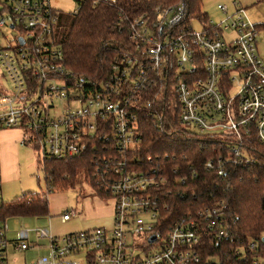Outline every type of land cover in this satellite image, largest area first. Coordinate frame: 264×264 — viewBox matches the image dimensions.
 <instances>
[{
	"label": "built area",
	"instance_id": "1",
	"mask_svg": "<svg viewBox=\"0 0 264 264\" xmlns=\"http://www.w3.org/2000/svg\"><path fill=\"white\" fill-rule=\"evenodd\" d=\"M77 1L74 13L84 0ZM218 8L220 23L189 18L186 0L125 18L127 37L117 43L109 74L90 82L67 67L55 36L62 11L51 0H0V131L23 129L21 143L38 146L44 159L70 161L91 152L86 179L113 202L111 229L55 234L25 223L16 250L38 246L32 232L48 240L50 255L32 264H214L204 253L235 243L240 216L224 200L167 221L171 208L160 190L181 167L140 152L141 125H163L173 108L181 126L221 140L207 171L224 177L258 162L255 145L264 146L263 24L252 22L238 0ZM13 29L18 35L10 34ZM189 171L197 177L192 166ZM2 185L0 162V264H8ZM73 216L69 209L60 215L63 222ZM246 248L258 251V244L221 250L215 264L231 250L245 261ZM254 263L264 264V256Z\"/></svg>",
	"mask_w": 264,
	"mask_h": 264
},
{
	"label": "trees",
	"instance_id": "2",
	"mask_svg": "<svg viewBox=\"0 0 264 264\" xmlns=\"http://www.w3.org/2000/svg\"><path fill=\"white\" fill-rule=\"evenodd\" d=\"M180 1L84 0L80 10L73 14L69 32L59 40L67 67L79 79L90 82L103 80L110 72L117 43L127 37L125 18L158 6L175 5ZM186 2L189 18L210 22L208 14L202 11V0ZM63 16L61 14L60 22ZM145 124L141 125L143 141L140 152L143 158L153 155L163 165L181 167L180 174H168L169 182L160 190L162 202H166L171 208L167 221L170 222L185 211L214 205L221 200L227 201L240 216L233 229L235 243H229L231 240H228L226 243L229 244L224 248L219 246L215 250L208 249L203 258L211 262L213 259L217 261L222 256L221 250L254 240L258 244V251L246 248L245 261H240L233 250L224 253L226 255H223L222 261L223 264H256L255 257L264 256V146L255 145L254 155L258 156V162L238 166L232 170V174L221 177L205 168L206 161L220 151V139L184 128L178 122L177 112L173 108L168 111L163 125H153L150 121ZM92 156L90 152L70 161L43 159L47 184L56 190L67 189L73 186L80 170L88 178L93 170ZM189 166H192L197 177L190 175ZM183 175L187 180L178 181V177ZM92 185L96 186L93 182ZM94 191L101 198L108 197L103 191ZM7 212L13 215H48V196L37 192L22 194L6 202L3 213Z\"/></svg>",
	"mask_w": 264,
	"mask_h": 264
},
{
	"label": "rangeland",
	"instance_id": "3",
	"mask_svg": "<svg viewBox=\"0 0 264 264\" xmlns=\"http://www.w3.org/2000/svg\"><path fill=\"white\" fill-rule=\"evenodd\" d=\"M240 5L246 9L250 20L254 23L263 24L259 28L258 49L261 58L264 61V0H238ZM233 0H202V11L206 12L209 18L215 23H220L223 14L218 8L219 3L231 4ZM54 7L62 11L63 18L55 28L57 40L64 38L70 30L73 13L78 7L77 0H51ZM197 28H201L200 23H196ZM10 34L18 35L17 30H9ZM232 33H226L230 37ZM2 68L0 66V75ZM4 79V78H3ZM10 87V84L7 83ZM74 105L77 103L74 102ZM68 104L63 103L67 108ZM42 150L34 145L25 146L22 152L21 165L18 170L17 180L8 185H4L5 193L3 199L10 202L22 194L37 192L49 200L50 213L48 215H13L6 213L2 219L7 230L9 245L7 248L8 264H32L34 259L43 255H50L46 245L47 239H41L36 236V232L31 233V241L38 244L36 248L28 250H16L15 244L20 241V230L25 223L32 228L51 227L55 234H65L73 230L61 221L60 215L67 209L74 212L75 219H81L82 228L106 227L111 229L114 226L112 217L113 202L106 198H101L92 186L88 183L83 170L78 171L76 181L73 186L67 189H54L47 184L46 172L43 169ZM81 230V229H78ZM77 231V230H74ZM263 263V261H262Z\"/></svg>",
	"mask_w": 264,
	"mask_h": 264
},
{
	"label": "crops",
	"instance_id": "4",
	"mask_svg": "<svg viewBox=\"0 0 264 264\" xmlns=\"http://www.w3.org/2000/svg\"><path fill=\"white\" fill-rule=\"evenodd\" d=\"M24 131L21 128H7L0 131V162L3 179V195L5 193L4 185H8L12 181L17 180L18 170L21 165L22 152L25 146L21 143ZM113 213V207H112ZM66 226L70 227L71 230H78L82 228L81 219H75V216L67 222H63Z\"/></svg>",
	"mask_w": 264,
	"mask_h": 264
},
{
	"label": "water",
	"instance_id": "5",
	"mask_svg": "<svg viewBox=\"0 0 264 264\" xmlns=\"http://www.w3.org/2000/svg\"><path fill=\"white\" fill-rule=\"evenodd\" d=\"M155 239V236H152L151 241Z\"/></svg>",
	"mask_w": 264,
	"mask_h": 264
}]
</instances>
